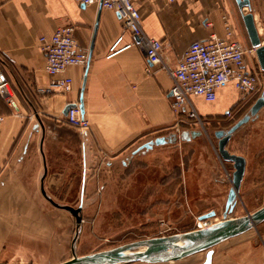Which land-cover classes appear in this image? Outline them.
Returning a JSON list of instances; mask_svg holds the SVG:
<instances>
[{
  "label": "crops",
  "instance_id": "1",
  "mask_svg": "<svg viewBox=\"0 0 264 264\" xmlns=\"http://www.w3.org/2000/svg\"><path fill=\"white\" fill-rule=\"evenodd\" d=\"M132 1L141 12L144 31L164 43L163 59L170 69L177 66L193 42L204 41L212 33L226 36L220 15L223 9L229 14L235 38L241 41L233 9L235 0H187L172 4L166 0ZM251 11L255 22L257 16L264 18L263 1L251 0ZM206 23H211V28ZM68 26L74 28L80 48L91 52L89 62L85 67L74 66L65 71L64 75L73 80L70 93L41 94L40 89L52 77L45 70L39 38ZM121 34L126 42L135 40L115 12L99 5L84 6L73 0H0V69L10 82L17 104L9 106L0 96V264H34L47 259V250H51L49 243L60 226L53 222L59 212L47 205V201H54L44 189L51 172L49 141L77 147L81 166H129L136 157H145L172 142L155 144L176 122L170 99L172 79L167 71L150 64L138 46L107 59L111 44ZM247 61L258 69L248 58ZM237 96L228 85L217 92L215 102L202 98L193 101L209 123L213 119H228L227 114L238 104ZM80 104L90 123L86 135L65 122L66 106ZM181 114L185 115H178ZM183 123L190 128L183 131V141L192 143L201 136L199 132V136L193 137L192 133L198 131L192 130L191 123ZM185 133L189 140L183 138ZM171 134L175 135L174 130ZM150 143L151 148L144 147ZM128 152L130 155L121 158ZM31 154L38 156L40 166L23 164ZM100 155L111 158L96 163ZM242 235L217 246L237 248L239 242L231 241ZM228 261L227 254L221 264Z\"/></svg>",
  "mask_w": 264,
  "mask_h": 264
},
{
  "label": "rangeland",
  "instance_id": "2",
  "mask_svg": "<svg viewBox=\"0 0 264 264\" xmlns=\"http://www.w3.org/2000/svg\"><path fill=\"white\" fill-rule=\"evenodd\" d=\"M233 9L240 26L239 39L247 49V58L259 68L256 52L250 45L235 1ZM248 12L245 9V13ZM256 24L262 30L261 38L264 40V18L257 16ZM261 78L264 83V72ZM260 96L261 93L248 101H241L238 95V104L227 114L228 119H213L210 124L208 118L200 114L201 122L193 125L194 122L184 112V116L175 113L174 126L163 132V136L172 142L145 157H136L129 166L120 163L115 166H81L77 147L49 141L51 172L44 189L54 201L53 204L47 201V205L59 212V217L53 222L60 227L52 236L53 242L49 243L51 250H47V259L34 264L63 263L72 259L73 249L81 257L132 242L194 231L198 229L197 223L203 224L199 217L211 212L216 214L208 219L211 225L223 221L235 168L233 163L221 159L215 133L220 130L227 132L249 115ZM184 121L191 123L192 130L201 133L192 143L181 138L183 131L190 130L185 127ZM172 130L175 135L171 134ZM72 138L75 139L74 136ZM227 149L246 159L237 204L228 215V218H238L264 207V108L233 134ZM128 155L130 152L121 158ZM99 158L96 163H105L111 156L100 155ZM23 164L40 166V160L37 155L31 154ZM65 206L73 209L82 206L75 243L77 219L63 209ZM231 242H239V246L230 249L214 247L212 264H221L227 254V264H264V222ZM205 260L206 252H202L178 262L162 264H203Z\"/></svg>",
  "mask_w": 264,
  "mask_h": 264
},
{
  "label": "built area",
  "instance_id": "3",
  "mask_svg": "<svg viewBox=\"0 0 264 264\" xmlns=\"http://www.w3.org/2000/svg\"><path fill=\"white\" fill-rule=\"evenodd\" d=\"M84 6L99 5L104 9L115 12L123 22L124 29L135 38L126 42L121 34L111 44L107 59L140 47L150 64L159 66L160 70L168 72L172 79L170 89L171 108L177 113H185L196 124L200 123L199 111L194 98H202L206 102H215L217 92L231 85L241 97V101L264 92L262 71L254 69L247 61V49L244 44L235 38L230 25L229 14L226 9L220 15L225 24L226 36L219 37L212 33L204 41L193 42L185 51L182 59L174 69L167 67L163 59L164 43L150 37L142 27V15L132 0H73ZM172 4L177 1L166 0ZM211 23L206 27L211 28ZM40 51L45 56V70L52 77L49 84L40 89L41 94L60 92L68 94L73 89L72 78L64 75L69 67H85L89 62V52L82 50L74 36L73 27H64L56 30L51 36L39 38ZM0 96L12 107H17L15 95L5 73L0 69ZM65 122L77 129L81 134L90 132V123L81 113L79 105L70 109ZM197 223L198 229L211 226L207 220Z\"/></svg>",
  "mask_w": 264,
  "mask_h": 264
},
{
  "label": "water",
  "instance_id": "4",
  "mask_svg": "<svg viewBox=\"0 0 264 264\" xmlns=\"http://www.w3.org/2000/svg\"><path fill=\"white\" fill-rule=\"evenodd\" d=\"M235 3L241 13L250 45L256 52L259 68L262 72H264V40L259 35V29L251 11V0H235ZM245 9H248L249 12L245 13ZM90 55L91 52L89 53V57ZM74 107L75 105L66 106L64 116H67L69 110ZM263 107L264 92L251 107L249 115L238 121L227 132L218 131L215 133V136L219 141L218 152L221 159L225 162L233 163L235 168L232 179V188L230 189L228 195L223 221L211 225L208 228L197 229L167 237H158L132 242L111 250L81 257H78L73 249L72 259L60 264H160L178 262L202 252H206V260L203 264H211L214 247L231 238L249 232L264 222V207L243 217L228 218V215L234 211L237 204V196L245 175L246 159L242 156L230 153L227 149V145L233 133H235L241 126L248 123L252 117L257 116L258 112ZM79 108L81 113L84 115L83 104H80ZM199 135V132L192 133L193 137ZM183 138L186 140L190 139L187 133H185ZM166 142V137H161L155 141V144L162 145ZM151 145L152 143L147 144L144 147L149 149L151 148ZM63 209L72 213V215H74L77 219V231L74 239L75 243L79 234L81 223V219L78 214L81 212L82 206L78 209L65 206ZM214 216L215 212H211L200 216L199 221H205Z\"/></svg>",
  "mask_w": 264,
  "mask_h": 264
},
{
  "label": "bare ground",
  "instance_id": "5",
  "mask_svg": "<svg viewBox=\"0 0 264 264\" xmlns=\"http://www.w3.org/2000/svg\"><path fill=\"white\" fill-rule=\"evenodd\" d=\"M259 29V35L261 36L262 35V30L260 29V28H258ZM143 250V249H142ZM141 250V251H142Z\"/></svg>",
  "mask_w": 264,
  "mask_h": 264
},
{
  "label": "trees",
  "instance_id": "6",
  "mask_svg": "<svg viewBox=\"0 0 264 264\" xmlns=\"http://www.w3.org/2000/svg\"><path fill=\"white\" fill-rule=\"evenodd\" d=\"M2 70V69H1ZM3 71V70H2Z\"/></svg>",
  "mask_w": 264,
  "mask_h": 264
}]
</instances>
